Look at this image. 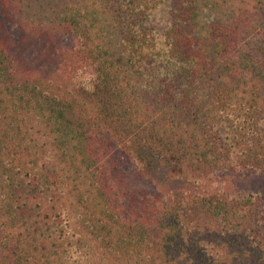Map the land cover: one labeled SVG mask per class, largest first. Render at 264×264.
I'll return each mask as SVG.
<instances>
[{
    "label": "trees",
    "instance_id": "1",
    "mask_svg": "<svg viewBox=\"0 0 264 264\" xmlns=\"http://www.w3.org/2000/svg\"><path fill=\"white\" fill-rule=\"evenodd\" d=\"M246 171L264 0H0V264H264Z\"/></svg>",
    "mask_w": 264,
    "mask_h": 264
},
{
    "label": "rangeland",
    "instance_id": "2",
    "mask_svg": "<svg viewBox=\"0 0 264 264\" xmlns=\"http://www.w3.org/2000/svg\"><path fill=\"white\" fill-rule=\"evenodd\" d=\"M14 28H12V31ZM163 172L158 171V173H154L153 178H145L140 179V171L137 172V169L134 165L128 166V175L131 173V177L134 178V180L138 183V186L145 189L146 191L150 192H159L160 191H173L178 187V184L174 182L173 179L169 178V171H167L165 168H162ZM238 174V173H236ZM223 175L219 176L215 179V184L212 183L214 186V189H221V190H215L217 193L222 192L223 190H227L229 194H244L248 191L252 190H263L264 189V171H257L255 173H248L246 172H240L239 176L237 175ZM211 179V177H209ZM142 180V181H141ZM209 182L206 181V185H209ZM210 185V186H212ZM226 192V193H227Z\"/></svg>",
    "mask_w": 264,
    "mask_h": 264
}]
</instances>
